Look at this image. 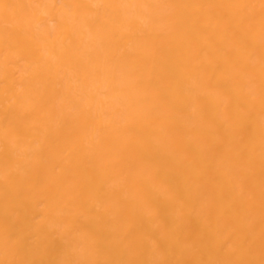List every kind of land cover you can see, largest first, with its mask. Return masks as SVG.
I'll list each match as a JSON object with an SVG mask.
<instances>
[{
	"label": "bare ground",
	"instance_id": "6f19581e",
	"mask_svg": "<svg viewBox=\"0 0 264 264\" xmlns=\"http://www.w3.org/2000/svg\"><path fill=\"white\" fill-rule=\"evenodd\" d=\"M0 264H264V0H0Z\"/></svg>",
	"mask_w": 264,
	"mask_h": 264
}]
</instances>
